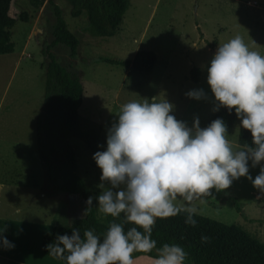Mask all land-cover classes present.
I'll list each match as a JSON object with an SVG mask.
<instances>
[{"label": "rangeland", "instance_id": "374dc122", "mask_svg": "<svg viewBox=\"0 0 264 264\" xmlns=\"http://www.w3.org/2000/svg\"><path fill=\"white\" fill-rule=\"evenodd\" d=\"M127 1L115 34L97 38L84 30V15L69 16L66 0H44L38 9H32L25 0H10L7 15L14 20L9 31L13 52L0 55V210L8 207L11 214L18 207L19 213L12 216L45 220L52 227L68 226L72 218L82 215L79 198L46 188L36 151L34 125L42 101L45 51L51 42L53 23L48 2L60 10L66 28L78 42L71 62L68 50L60 44L48 52L80 80L79 129H95L104 141L120 107L143 99L165 100L173 105L170 114L177 120L191 128L198 119L201 128L216 112V101L206 81L207 68L218 46L238 35L250 50L264 56V0ZM140 50L151 51L156 58L147 75L90 62L96 56L130 60ZM191 67L199 71L197 83L189 80ZM193 90H203V97L189 98L187 93ZM239 123L236 116L227 131L234 149ZM68 141L74 152L76 174L84 181L88 197H93L96 216L101 220L95 199L103 191L97 187L101 170L92 158L94 154L80 140ZM248 166L254 179L264 162L252 167L249 161ZM205 199L204 204L193 202L196 214L239 226L264 244V193L254 188L249 179L241 177L221 191L212 189ZM177 203L187 205L184 201ZM133 259L134 264H153V259L143 255ZM46 263L58 264L53 260Z\"/></svg>", "mask_w": 264, "mask_h": 264}, {"label": "clouds", "instance_id": "9594fccd", "mask_svg": "<svg viewBox=\"0 0 264 264\" xmlns=\"http://www.w3.org/2000/svg\"><path fill=\"white\" fill-rule=\"evenodd\" d=\"M207 85L216 107L226 108L250 132L252 146H237L228 139L227 127L216 119L201 129L194 119L189 128L170 113L173 105L163 100L123 104L107 133L106 150L93 155L101 170L95 197L98 211L112 222L103 237L94 230L73 228L47 245L48 255L66 264H134L133 253L157 256L153 264H185L187 253L177 244L157 248L152 229L157 219L187 213L185 224L195 226L194 201L204 204L211 190L221 191L241 177L264 193V166L253 179L252 167L264 162V56L250 50L240 36L218 46L207 68ZM201 99L203 90L187 93ZM93 197L86 201L92 205ZM178 201L187 205L178 206ZM123 214V221L116 222ZM132 225L125 231L124 225ZM210 237L202 236L201 242ZM5 248L13 247L0 236ZM152 259V257H149Z\"/></svg>", "mask_w": 264, "mask_h": 264}, {"label": "trees", "instance_id": "16d2710c", "mask_svg": "<svg viewBox=\"0 0 264 264\" xmlns=\"http://www.w3.org/2000/svg\"><path fill=\"white\" fill-rule=\"evenodd\" d=\"M32 9H38L44 0H25ZM69 5V16L77 18L85 16L84 30L92 37L110 38L118 30L125 12L127 0H66ZM10 0H0V55L13 52L10 41V28L14 20L7 15ZM53 23L50 29L51 42L45 53L47 62L44 68L43 92L40 110L35 119V141L37 156L43 169V177L47 189L56 193L74 196L80 199L82 215L72 218L68 226H54L41 239L40 247L48 257L47 245L55 242L58 236L71 235L73 228H79L81 235L85 230L92 229L103 237L113 218L108 216L100 220L93 206H88L87 188L84 181L76 174V162L69 138L80 140L85 149L95 154L106 150V141L101 140L95 129L81 131L78 124L77 108L81 103L82 86L77 76L66 67L60 66L48 49L58 44L68 50V62L76 54L77 39L68 31L61 18L60 10L52 2ZM153 52L140 50L130 60L96 56L91 63H106L130 69L138 75H147L155 64ZM69 68V66H67ZM199 71L195 67L189 69V80L198 82ZM235 111L219 108L209 116L201 129L216 119H222L227 131L235 122ZM237 146H252L250 132L240 127L236 135ZM205 199V197L203 198ZM206 201V199H205ZM235 210L240 208L235 201ZM242 215V213H241ZM187 213L180 212L175 217L157 219L152 229V239L156 240L157 248L163 244H177L187 253L185 264H264V244L256 237L248 234L239 226L223 224L207 217L195 214V226L186 225ZM244 216V215H243ZM123 221V214L116 222ZM132 225L125 224V231ZM210 237L208 242H201V237ZM155 259V250L151 253H133L137 256ZM66 264V260L51 257Z\"/></svg>", "mask_w": 264, "mask_h": 264}, {"label": "crops", "instance_id": "0c3cea01", "mask_svg": "<svg viewBox=\"0 0 264 264\" xmlns=\"http://www.w3.org/2000/svg\"><path fill=\"white\" fill-rule=\"evenodd\" d=\"M8 207L0 210V236L13 245L5 248L0 243V264H47L46 260H53L58 264H65L42 253L40 243L42 236L52 228L45 220L15 217L18 207L8 214ZM7 211V212H6Z\"/></svg>", "mask_w": 264, "mask_h": 264}]
</instances>
